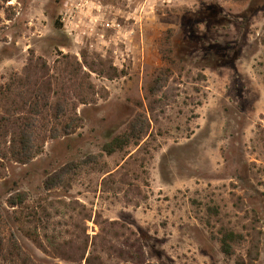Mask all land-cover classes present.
<instances>
[{"label":"rangeland","instance_id":"1","mask_svg":"<svg viewBox=\"0 0 264 264\" xmlns=\"http://www.w3.org/2000/svg\"><path fill=\"white\" fill-rule=\"evenodd\" d=\"M38 59L73 126L39 122L36 157L4 162L0 264H21L14 241L36 264H85V243L103 264H264V0H0V84Z\"/></svg>","mask_w":264,"mask_h":264},{"label":"trees","instance_id":"2","mask_svg":"<svg viewBox=\"0 0 264 264\" xmlns=\"http://www.w3.org/2000/svg\"><path fill=\"white\" fill-rule=\"evenodd\" d=\"M38 61V65L33 67L29 63L24 68L23 75L15 74L7 82L0 84V178L2 176L1 171L5 169L4 162L6 160L26 165L36 157L37 152L35 151L34 141L39 122H44L46 119H51V117L58 120L61 129L53 127L49 130L50 139L57 138L59 130H61L62 136H68L72 131L73 119L70 123L59 122L60 119L65 118L68 106L65 101H53L52 82L48 75V68L44 61L39 59ZM81 68L82 66H79V69ZM30 69H32L31 73ZM160 84L162 82L157 79L154 81L153 86L149 88L151 97L155 95L156 90L160 89ZM73 109L75 111V106ZM127 128L128 130L121 136H117L105 144L103 151L111 153L115 149H122L132 141L141 138L142 125L139 116L133 118L128 123ZM75 167V162H69L44 176L43 189L50 191L60 185L65 176L71 173ZM26 201L27 193L16 190L8 193L5 205L9 209H17L21 208ZM32 235L34 238H31ZM28 237L41 251L47 253L46 248L39 241L37 233H29ZM243 239L244 237L240 234L231 231L223 232L218 240L221 253L226 257L232 256L234 253L232 243ZM86 245L87 243L81 249L80 260H84L85 264H103L98 255L88 254L85 256ZM57 247L53 246L51 251L58 250ZM2 251V248H0V253ZM7 254L10 258L18 257L21 264H36L23 252L16 241L10 244ZM236 264L244 263L239 261Z\"/></svg>","mask_w":264,"mask_h":264}]
</instances>
